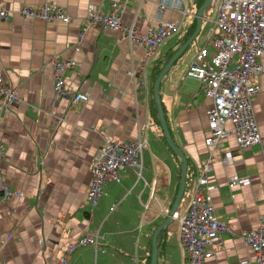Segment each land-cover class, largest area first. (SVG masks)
Here are the masks:
<instances>
[{"label": "crops", "instance_id": "crops-1", "mask_svg": "<svg viewBox=\"0 0 264 264\" xmlns=\"http://www.w3.org/2000/svg\"><path fill=\"white\" fill-rule=\"evenodd\" d=\"M160 1L122 0L119 15L123 27L137 32L160 22L183 20L179 31L159 48L157 55L163 61L181 45L176 41L195 13L196 0H175L177 6H164L156 20ZM42 3L63 8L69 22H42L17 14L0 20V69L18 98L0 103V174L8 189L17 193L0 201V264H55L69 243L92 230L98 235L95 247L77 246L69 264H148L151 234L163 221L162 213L169 208L179 181V159L148 115L155 59L137 78L143 86H135L126 72L142 57V45L122 31L99 24L86 30L79 50L74 51L81 19L96 11L107 13L108 0H0L1 7L12 11ZM207 38L208 34L195 43V37L158 87L170 137L186 158L189 177L176 209L182 200L181 208L187 206L200 164L209 158L206 197L228 231L211 246L212 255L205 264H255L243 236L264 219V58L258 59L259 91L251 97L259 143L239 149L228 133L209 150L203 141L211 100L198 81L180 79L199 47L207 45L213 52ZM54 56L71 60L70 69L61 74L64 86L88 95L86 101L54 97L48 63ZM223 127L229 130L230 122ZM141 128L146 140L141 177L136 179L131 168H124L120 181L107 182L89 210L86 192L97 146L103 138L134 141ZM225 150L231 153L229 163L223 161ZM234 179L240 181L229 188ZM156 251L155 264H188L174 219L157 234Z\"/></svg>", "mask_w": 264, "mask_h": 264}, {"label": "built area", "instance_id": "built-area-1", "mask_svg": "<svg viewBox=\"0 0 264 264\" xmlns=\"http://www.w3.org/2000/svg\"><path fill=\"white\" fill-rule=\"evenodd\" d=\"M174 1L161 0L154 18L160 20V11L164 6L176 7ZM108 7L105 14L96 11L81 19L74 51L79 50L78 44L86 30L94 24L122 31L125 37L142 45V57L126 74L135 86H143V81L137 78L143 76L146 66L156 58L160 46L179 31L183 20L160 22L144 32H137L132 27H123L120 22L122 0H108ZM208 12L214 15L207 38L213 52L209 53L207 45L199 47L180 79L198 81L203 87L204 95L211 100L205 113L208 134L204 138V145L209 150L217 147L222 138L231 133L239 149L248 148L260 141L251 109V97L259 91L255 81L261 71L258 59L264 58V0H216L214 9L208 8ZM14 14L42 22H69V16L63 8L49 3L22 5L15 11L0 6V20L7 21ZM184 15L185 10H182V16ZM48 63L52 69L54 97L71 102L87 100L88 95L70 91L64 86L61 74L70 69V59L54 56ZM17 100L14 89L5 82L0 69V103L5 105ZM226 121L231 124L229 130L223 127ZM145 148L142 128L137 131V139L134 141L101 140L92 159L91 180L86 192L89 210L96 206L101 189L107 182L120 181L119 173L124 168H131L136 179L141 177V158ZM230 160L231 153L225 150L223 161L229 163ZM210 170L211 161L206 158L200 164L199 173L194 179L187 206L176 209L172 215L177 223V238L187 256L188 264H205V260L212 255L211 246L219 240L221 233L228 231L227 224L218 220L206 197V173ZM239 181L240 179H234L227 186L231 188ZM152 193L153 188L149 193L151 203L154 201ZM16 195L2 182L0 174V201ZM143 207L148 208V204ZM112 208L113 206L109 210ZM165 212L166 210L162 214ZM97 237L96 230L82 233L77 240L66 246L65 254L55 264H69V255L77 246L89 244L95 247ZM243 241L251 249L254 263L264 264V219L258 227L244 234Z\"/></svg>", "mask_w": 264, "mask_h": 264}, {"label": "water", "instance_id": "water-1", "mask_svg": "<svg viewBox=\"0 0 264 264\" xmlns=\"http://www.w3.org/2000/svg\"><path fill=\"white\" fill-rule=\"evenodd\" d=\"M211 0H203L202 3L199 5L197 10L195 11L193 17L195 19V25L191 34L181 43V45L171 54V56L166 60V62L162 65L161 69L155 76L151 84V95L152 100L156 109V116L157 121L159 124V128L162 133L163 140L168 147V149L179 159V181L175 196L164 214V219L161 223H159L150 237V258L149 264L156 263L157 251H156V237L159 231L172 219V215L175 212L179 201L181 199L184 183H185V173H186V158L180 149L173 143L166 121L164 119L163 111L161 108L160 98H159V82L162 76L166 73L169 69L173 61L184 51L188 44L198 35L200 31L201 19L203 18V12L210 4Z\"/></svg>", "mask_w": 264, "mask_h": 264}, {"label": "trees", "instance_id": "trees-1", "mask_svg": "<svg viewBox=\"0 0 264 264\" xmlns=\"http://www.w3.org/2000/svg\"><path fill=\"white\" fill-rule=\"evenodd\" d=\"M202 1L203 0H196L193 12H195L197 10V8L202 3ZM206 9H208V7ZM206 9H205V11H206ZM194 25H195V19H194V17H192L191 20H190L189 25H187V27L182 31V33H180L178 35V39L176 41L177 44L180 45L191 34V32L193 31ZM172 52L173 51L167 53V55L165 56V59L163 61L160 60V56L159 55H157V57L155 58L154 64L152 66L151 75H150L151 76L150 77V83H149L150 84V88H151V84H152L153 79L155 78V76L157 75V73L159 72V70L161 68V67H159L158 63L165 62L169 58V56L172 54ZM148 115H149V118H150L151 122L156 124L157 128L159 129V124H158L157 116H156V109H155V106H154V103H153V100H152V96L150 97V100H149ZM160 136L162 137V133H160ZM162 139H163V137H162ZM177 177H178V180H179V173H178ZM177 185H178V183H177ZM188 186H189V177H187V168H186L185 187L184 188H187ZM147 261H148V264H149V257H148Z\"/></svg>", "mask_w": 264, "mask_h": 264}, {"label": "rangeland", "instance_id": "rangeland-1", "mask_svg": "<svg viewBox=\"0 0 264 264\" xmlns=\"http://www.w3.org/2000/svg\"><path fill=\"white\" fill-rule=\"evenodd\" d=\"M215 2H216V0H211L210 1V4L208 5V8L214 9ZM213 17H214V15H213L212 12H208L207 9H206V11L204 10V12H203V18L201 19L202 27H201V30L199 31L198 35L196 36L195 43H197V41L200 38L206 37V35L209 33L210 29L212 28V20H213ZM183 205L184 204H183V200H182L181 201V204H180V208L183 207ZM171 223H169V226L171 225Z\"/></svg>", "mask_w": 264, "mask_h": 264}]
</instances>
